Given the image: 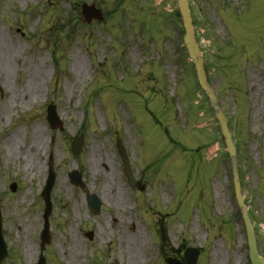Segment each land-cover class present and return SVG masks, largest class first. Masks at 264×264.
Instances as JSON below:
<instances>
[{
    "label": "rangeland",
    "instance_id": "rangeland-1",
    "mask_svg": "<svg viewBox=\"0 0 264 264\" xmlns=\"http://www.w3.org/2000/svg\"><path fill=\"white\" fill-rule=\"evenodd\" d=\"M189 1L209 82L238 147L241 192L264 255V0ZM82 3L94 4L104 20L83 23ZM176 11L175 0H0V41L10 50L9 75L0 74V106L13 93L28 98L29 71L41 84L34 102L0 111V210L8 251L2 264L38 261L39 194L49 156L56 180L46 264H166L187 247L201 251L197 264H250L230 160L180 46ZM76 60L81 75L73 69ZM50 103L62 131L48 126ZM34 128L46 139L39 155L43 176L23 173ZM11 131L21 133L19 155L5 163ZM79 135L82 151L72 155L70 142ZM117 140L130 161L132 187ZM94 154L97 172L90 164ZM73 170L83 188L69 179ZM85 190L101 198L98 215L88 211ZM120 194L123 209L116 203ZM89 231L91 241L84 236ZM124 234L140 242L134 261L121 244Z\"/></svg>",
    "mask_w": 264,
    "mask_h": 264
},
{
    "label": "water",
    "instance_id": "water-1",
    "mask_svg": "<svg viewBox=\"0 0 264 264\" xmlns=\"http://www.w3.org/2000/svg\"><path fill=\"white\" fill-rule=\"evenodd\" d=\"M177 3H178V8H179V13L182 18V24H183L184 31H185L184 42L187 47V51L191 59L193 60V63L196 69L198 82L211 100L216 118L219 121L221 132L224 136L226 146H227L229 155L231 157L236 200L241 209V213H242V217H243V221H244V225L246 229V234L248 238L249 259H250L251 264H264V259L259 257L257 253L253 230L250 225V221L247 217L244 202L240 194V181H239L236 161H235V149H234V146L230 138L226 119L223 116L221 109L217 104L216 98L210 86L207 83V79H206V75H205V71L203 67V59L201 57L198 45L196 44L195 39H194L192 20H191L190 13H189L188 3H187V0H177ZM81 9H82L81 16L84 22L86 23H91L92 20L101 21L103 19L100 13V10L96 9L93 5L88 6L86 4H83ZM47 120L52 128L58 127L62 129V123L59 121V118L56 115L54 106H49L48 111H47ZM82 144H83L82 137H79L77 140H75L71 145L72 153L78 154L81 151ZM118 145H119L121 155L123 157L125 172L127 174V177L129 178L130 183L132 184V175L130 172L128 161L124 155V150L121 144L118 143ZM69 176L73 180L74 184L82 186L81 177L76 171H73ZM53 181H54V173L52 172V170H50L47 185L42 194V197L45 201L44 219L46 220L44 224V230L41 234L42 247L44 246V244L48 243L50 239V235L48 232L47 217L49 216L50 211H51L49 192L52 187ZM15 190H16V185L12 184L11 191L14 192ZM86 195H87L88 205H89L91 212H93L94 214H98L100 210V200L96 196H89L88 192L86 193ZM87 236L90 239L92 238V234H87ZM5 256H6V246L4 244L2 234H1V216H0V263L5 258ZM197 256H198V251L194 249H187L184 253L185 264H196ZM167 263L168 264H181L177 260H172V261L168 260ZM39 264H44V260L42 258ZM113 264H117V263H113Z\"/></svg>",
    "mask_w": 264,
    "mask_h": 264
},
{
    "label": "bare ground",
    "instance_id": "bare-ground-1",
    "mask_svg": "<svg viewBox=\"0 0 264 264\" xmlns=\"http://www.w3.org/2000/svg\"><path fill=\"white\" fill-rule=\"evenodd\" d=\"M10 50L6 47V45L0 41V74L2 75H9V61L7 60L9 56ZM73 69L79 73L80 75L82 74V63L78 60H76L75 65L73 66ZM36 76H39V74L33 70L29 71V79L27 80V83L25 84L26 91L25 94L27 95L28 98H22V97H17L14 93L9 97V100H7L6 105L0 106V111L6 110L9 108L12 110L15 105L19 104L20 106H25L28 105L32 102H34L36 96L39 93L40 90V81L36 78ZM4 85H7V79L4 80ZM10 115V113H9ZM0 117V121H1ZM21 133L18 131H11L10 134L8 135V141L5 142L3 145L4 149V155L2 157V160L5 163H10L11 160L18 158V151H19V141ZM29 146L25 150V153L23 154V158L25 159L24 162V167H23V173L25 175L29 174H36V175H42L45 173V166H44V156L43 155V150L44 146L46 143V139L44 135L42 134L41 130L39 128H34L30 134H29ZM42 153V163L39 162V155ZM33 157H35V160L37 159L38 162L34 163ZM90 164L91 168L94 170V172L99 171L98 168V163L96 159V155H92L90 158ZM104 165V168H106V165ZM43 176V175H42ZM119 194V192H118ZM117 204L122 205V209L126 207V203L124 201V198L118 195ZM116 204V205H117ZM133 230L135 228H132ZM140 239L142 237V231H139ZM120 241L121 244H124L125 247V253L127 254L129 260H135L138 257V249L137 246L140 248V242L138 241L137 246L135 245L137 240H135L134 236L131 235V237L127 235H120ZM26 247V253L29 254L33 250V246L29 243ZM122 249V248H121ZM123 251V249H122Z\"/></svg>",
    "mask_w": 264,
    "mask_h": 264
}]
</instances>
